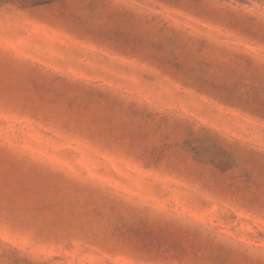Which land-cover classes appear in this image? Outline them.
I'll return each instance as SVG.
<instances>
[{"label": "rangeland", "instance_id": "obj_1", "mask_svg": "<svg viewBox=\"0 0 264 264\" xmlns=\"http://www.w3.org/2000/svg\"><path fill=\"white\" fill-rule=\"evenodd\" d=\"M0 264H264V0H0Z\"/></svg>", "mask_w": 264, "mask_h": 264}, {"label": "trees", "instance_id": "obj_2", "mask_svg": "<svg viewBox=\"0 0 264 264\" xmlns=\"http://www.w3.org/2000/svg\"><path fill=\"white\" fill-rule=\"evenodd\" d=\"M50 1H53V0H30V5H35L38 3L50 2Z\"/></svg>", "mask_w": 264, "mask_h": 264}]
</instances>
